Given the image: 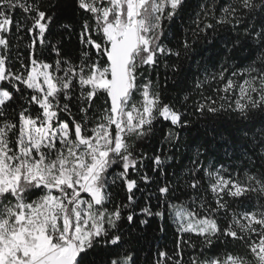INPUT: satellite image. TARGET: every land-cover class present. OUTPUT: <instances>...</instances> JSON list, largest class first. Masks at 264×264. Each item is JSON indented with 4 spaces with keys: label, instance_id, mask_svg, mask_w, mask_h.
<instances>
[{
    "label": "snow or ice",
    "instance_id": "obj_1",
    "mask_svg": "<svg viewBox=\"0 0 264 264\" xmlns=\"http://www.w3.org/2000/svg\"><path fill=\"white\" fill-rule=\"evenodd\" d=\"M225 111L240 167L197 148L168 178L189 114ZM141 184L158 210L137 213ZM168 214L173 250L149 264H264V0H0V264H139L132 231Z\"/></svg>",
    "mask_w": 264,
    "mask_h": 264
},
{
    "label": "trees",
    "instance_id": "obj_2",
    "mask_svg": "<svg viewBox=\"0 0 264 264\" xmlns=\"http://www.w3.org/2000/svg\"><path fill=\"white\" fill-rule=\"evenodd\" d=\"M188 2L190 6H193L197 2V0H188ZM63 22H72L74 24L76 23L75 19H73L70 15L65 17ZM53 31L57 34V39H60V36L63 35L65 51H68L70 55H74L77 49V40L75 35H72L71 38H69L68 34L64 33L63 29H61L59 26H56ZM231 36V33L221 32L217 37V40ZM27 40L28 37L25 36V42ZM12 42H14V38H12ZM214 43L217 42L214 41ZM221 46L222 45L217 43V48ZM20 50L25 51L24 42H21ZM202 55L211 58L214 55V51L209 48L208 50L204 51ZM53 58L54 54H49V61H51V59ZM237 62H239V59L237 60ZM160 81L161 84H164L163 75H161ZM191 84L192 82L191 80H189L188 87H191ZM166 86L171 90V95L173 97H176L178 95L182 96L184 94L180 91V87L173 89L170 82H168ZM189 118L191 120L190 126L188 128L179 130L181 140L183 141V147L180 153H178L175 161L173 162V165L167 169L168 178H171L172 174L179 169L180 164H188L187 158L194 155L197 148H199L200 152L202 153L200 159L205 164V166L211 163L216 167H219L220 163H223L225 167L229 168V170H231L233 164H235L237 167H240L238 161H233V150L230 147V143L238 141L242 134L239 130L241 119L239 116H237L235 113L225 111L218 113L215 116L207 115L203 117L199 115H192L190 113ZM245 123L248 124V128L245 129V131L248 132V137H255L258 141L261 138V125L258 122L255 123V126H253L252 123ZM168 126L169 125L167 122L159 124L156 139L149 141L144 146L143 150L145 152L151 155L153 149H158L160 147L163 141L162 133L159 129L166 130ZM225 151L228 152L227 156L225 155ZM146 163H150V161H147ZM180 171L181 174H183V170L180 169ZM149 174L151 175V172H149ZM161 179H163V177H161ZM155 188V185L145 186L141 184L143 194L141 192L136 193L138 205V207L136 208L137 213H139L140 207H143L145 204H150L153 211L158 210V201L155 196ZM149 193H153L150 199L148 198ZM124 195L125 194L122 191L119 193L121 200L124 199ZM177 197L178 200L176 202L188 199V196L186 194L179 192L177 193ZM208 199L211 200L210 195ZM161 223H163L164 225L163 232L159 230ZM175 238L176 225L173 222L172 216L170 214L166 215L164 221H160L159 218L156 217L150 218L149 224L147 226H143V228H137L133 230L129 237V239L131 240L130 247L136 250L139 258V264H149V262L154 259L158 249H166L171 252L173 250Z\"/></svg>",
    "mask_w": 264,
    "mask_h": 264
}]
</instances>
